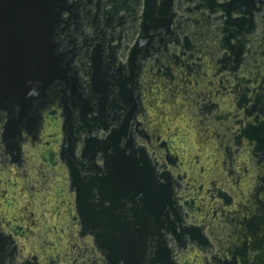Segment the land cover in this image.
I'll return each instance as SVG.
<instances>
[{"label":"flooded vegetation","instance_id":"1","mask_svg":"<svg viewBox=\"0 0 264 264\" xmlns=\"http://www.w3.org/2000/svg\"><path fill=\"white\" fill-rule=\"evenodd\" d=\"M232 1L35 0L32 27L31 14L25 22L19 16L17 24L2 25L0 60L16 64L0 77V173L16 166L29 181L0 180V264H59L62 255L60 264H124L119 255L109 257L102 239L105 233L122 235V229L132 236L140 264H200L208 258L236 264L220 253L205 256L209 243L222 241L216 230L227 237L243 230L245 252L260 250L252 236L264 225L241 221L234 208L213 213V229L181 217L189 204L172 189L169 169L176 158L168 156L161 166L153 152L135 149L128 134L135 127L140 136L152 95L165 89L196 107L200 123L234 93L228 79L236 64L235 33L228 18L251 3ZM195 29L205 37L196 38ZM205 84L210 89L204 93L188 90ZM73 85L83 94L82 114L69 97ZM250 101L242 98L243 105ZM117 125L126 136L117 135V150L103 151L95 140L110 138ZM258 156L264 160V153ZM19 184L34 230L25 229L18 209L10 208ZM214 197L234 201L219 189ZM64 237L69 253L59 252ZM158 254L162 261L155 262Z\"/></svg>","mask_w":264,"mask_h":264},{"label":"rangeland","instance_id":"2","mask_svg":"<svg viewBox=\"0 0 264 264\" xmlns=\"http://www.w3.org/2000/svg\"><path fill=\"white\" fill-rule=\"evenodd\" d=\"M239 15L245 16L246 24L234 25V30H231L235 33L232 42L236 64L228 80L234 87L232 88L234 93L223 98L224 102L209 114L208 118H212L202 120L203 122L200 123L196 107L179 99L176 93L170 97V90L165 89L164 93L161 91L159 94L152 95L155 98H153L154 103L146 110L149 113L145 114V119L138 126L140 136L136 137L138 133L135 127L128 132L129 136L137 141L133 147L153 152L161 166L162 161H166L168 156L176 158L174 165L169 169L174 180L172 189L178 196L182 195L183 201L189 204V206L184 205L186 210L181 211V217L194 218L199 223L204 222L210 228L214 227L217 221L212 216L213 213L226 215L230 213L228 208L237 210L241 221L245 218L252 223L254 219L255 225L259 227L264 225L260 204L264 201V196L259 191L260 188L264 189V160L261 161L258 156L257 142L245 134L247 128L253 127H259L260 136L264 134V99H260L262 103L254 110H251L249 105L242 104V98L246 96L253 100L264 95V3H254L248 12L239 8V11L231 17ZM195 18L197 21L204 22V18L202 19L199 14L195 15ZM194 31L196 38L205 37L202 30ZM212 85L215 86V80H212ZM206 88L210 89L205 84L204 89L188 90L200 93L205 92ZM69 97L80 104L78 110L82 114L84 100H82L81 90L73 85ZM158 99L166 103L161 107ZM249 103L251 105L254 101ZM248 109L250 113H247ZM245 155H248L247 159ZM30 164L33 167L37 165L34 162ZM15 167L0 173V180L9 183L10 181L28 182L29 180L24 181L20 177ZM29 176L35 178L32 174ZM178 176H181L180 180L177 179ZM3 185L0 183V190L4 189ZM23 185L19 184L18 196L17 198L14 196L17 200L16 206L11 205L10 208L11 211L13 208L18 209L25 229L34 230L35 219L28 215L29 200L23 197L25 195ZM217 189L232 193L234 201L221 200L220 202L215 199ZM250 218L253 219L250 220ZM216 231L222 241L218 243L214 240V243H209L205 256L214 257L220 253L231 262L235 260L236 264H257L260 262L259 259L264 260V229L262 227L261 230L256 229L252 236L261 243V248L256 254L245 252L244 244L248 238L243 230L235 237H227L224 233H219L220 230ZM170 239L176 244L175 247H181L180 240L173 236ZM62 240V249L59 252L69 253L65 237ZM194 253L190 251L189 258L193 259L196 254ZM171 254L175 255L174 250ZM209 259L211 258L200 264H213ZM64 261L65 256L62 255L59 264Z\"/></svg>","mask_w":264,"mask_h":264},{"label":"water","instance_id":"3","mask_svg":"<svg viewBox=\"0 0 264 264\" xmlns=\"http://www.w3.org/2000/svg\"><path fill=\"white\" fill-rule=\"evenodd\" d=\"M232 1V0H231ZM234 1V0H233ZM232 1V2H233ZM237 1V0H235ZM247 4L248 2L251 3L250 7L256 3V2H262L264 3V0H246ZM35 0H0V30L2 31L3 26L6 23H10L11 25L17 24L18 17L20 16V22H25L26 16L31 14L32 18L29 20V23L31 24V27L33 26V17L35 12ZM246 12H248V9H245ZM243 17H231L229 16L228 20L229 23L231 22L232 25H245L246 24V18ZM245 17V16H244ZM233 18V19H232ZM27 27V26H26ZM28 62H25L23 64H27ZM16 63L14 61H4L0 60V77L3 75V71H5V67L9 70H13L14 65ZM260 99H264V95H261L259 97H256L255 99L251 100L254 101L250 105L251 110H254L258 107L259 104L262 103ZM66 122H69V120L72 118L71 114L66 115ZM115 130H112L110 138H107L105 140H95V142H100L103 146V151H108L111 149L112 151L117 150V135L126 136L125 128L123 125H117L114 127ZM247 136H250L254 141L257 142L258 145V154L264 153V134L260 136V129L259 127H253L251 129L247 128L246 133ZM70 135L66 133L65 140H64V147L66 148L67 145H70ZM104 144V145H103ZM70 148H66L67 150ZM107 223V220H105ZM119 228H117L118 230ZM107 230V228H106ZM121 230V229H120ZM122 235L118 234H108L105 233V236L102 237L106 247L109 250V257L112 258V260H117V255L121 256L122 261L124 264H140L141 256L139 254L138 249L135 247V244L133 243V238L130 236L129 233L124 232V229H122ZM121 247V248H120ZM162 255L158 254L156 259H154L155 262L162 261ZM158 259V260H157Z\"/></svg>","mask_w":264,"mask_h":264}]
</instances>
